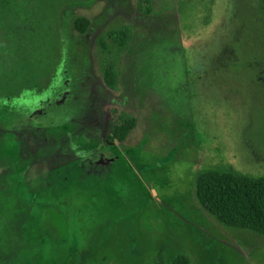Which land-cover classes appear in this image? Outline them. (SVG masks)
Returning a JSON list of instances; mask_svg holds the SVG:
<instances>
[{
	"label": "rangeland",
	"instance_id": "obj_1",
	"mask_svg": "<svg viewBox=\"0 0 264 264\" xmlns=\"http://www.w3.org/2000/svg\"><path fill=\"white\" fill-rule=\"evenodd\" d=\"M50 1L44 72L62 57L57 76L43 94L0 103V264L58 249L47 210L85 184L122 189L67 264H264L263 236L223 226L195 196L204 171L264 175L256 0H81L62 29L69 0ZM78 17L89 20L83 35ZM125 30L123 46L108 35ZM122 118L135 127L109 144Z\"/></svg>",
	"mask_w": 264,
	"mask_h": 264
},
{
	"label": "trees",
	"instance_id": "obj_2",
	"mask_svg": "<svg viewBox=\"0 0 264 264\" xmlns=\"http://www.w3.org/2000/svg\"><path fill=\"white\" fill-rule=\"evenodd\" d=\"M79 1L69 0L63 7L58 18L61 29L63 14ZM53 4L48 0H0V103L43 94L53 84L62 57L56 59L51 70L44 72L46 59L43 55L50 29L48 9ZM72 26L83 35L89 20L75 18ZM108 35L123 46L129 31ZM98 45L102 50L106 49L102 38L98 39ZM102 79L107 88L113 87L111 65L104 68ZM135 122L134 118L119 120L107 135V142H124ZM121 189L115 185L112 192V187L85 184L62 191L47 210L46 217L47 226L57 232L61 245L49 250L46 257L39 255L36 264H67L71 246L82 244L88 238L90 229L100 224L102 206L108 205L111 209ZM195 196L201 208L223 226L264 237V175L254 178L227 171H204L195 179ZM155 263L165 264L161 255L156 256ZM172 264H186V259L178 257Z\"/></svg>",
	"mask_w": 264,
	"mask_h": 264
},
{
	"label": "flooded vegetation",
	"instance_id": "obj_3",
	"mask_svg": "<svg viewBox=\"0 0 264 264\" xmlns=\"http://www.w3.org/2000/svg\"><path fill=\"white\" fill-rule=\"evenodd\" d=\"M253 11L255 24L264 25V0H256Z\"/></svg>",
	"mask_w": 264,
	"mask_h": 264
}]
</instances>
